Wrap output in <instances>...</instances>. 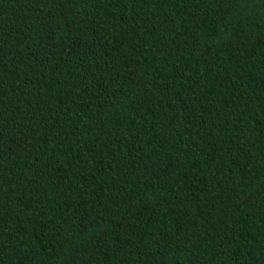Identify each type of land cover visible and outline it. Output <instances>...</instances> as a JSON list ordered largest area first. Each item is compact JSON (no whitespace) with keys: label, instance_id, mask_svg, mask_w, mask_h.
Instances as JSON below:
<instances>
[{"label":"trees","instance_id":"16d2710c","mask_svg":"<svg viewBox=\"0 0 264 264\" xmlns=\"http://www.w3.org/2000/svg\"><path fill=\"white\" fill-rule=\"evenodd\" d=\"M0 264H264V0H0Z\"/></svg>","mask_w":264,"mask_h":264}]
</instances>
